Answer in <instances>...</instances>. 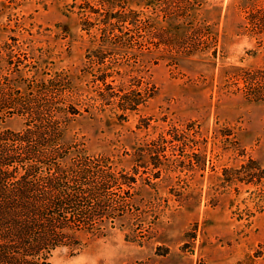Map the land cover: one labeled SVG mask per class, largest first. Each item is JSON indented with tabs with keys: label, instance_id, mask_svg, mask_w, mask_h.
Returning <instances> with one entry per match:
<instances>
[{
	"label": "rangeland",
	"instance_id": "rangeland-1",
	"mask_svg": "<svg viewBox=\"0 0 264 264\" xmlns=\"http://www.w3.org/2000/svg\"><path fill=\"white\" fill-rule=\"evenodd\" d=\"M263 8L264 0H0V44L15 37L31 57L24 63L78 78L81 115L65 138L136 180L109 192L122 226L79 251L55 250L50 264H264V99L244 84L264 69V30L247 21ZM129 14L136 27L106 26ZM104 73L108 92L152 97L123 116L118 97L102 99ZM23 124L14 116L0 127ZM158 145L165 150L151 161ZM152 162L161 163L158 178Z\"/></svg>",
	"mask_w": 264,
	"mask_h": 264
},
{
	"label": "trees",
	"instance_id": "trees-1",
	"mask_svg": "<svg viewBox=\"0 0 264 264\" xmlns=\"http://www.w3.org/2000/svg\"><path fill=\"white\" fill-rule=\"evenodd\" d=\"M112 18L115 22L106 24L110 30L122 33L124 24L137 26L134 14ZM247 21L260 34L264 8L249 14ZM26 58L31 59L15 37L0 44V123L14 116L24 121L19 131L0 127V264H50L59 248L79 251L88 241L105 237L126 220L122 204L110 200L109 192L130 190L136 181L116 171L107 159L94 163L83 143L65 138L70 123L81 115L78 78L44 73L39 65L24 63ZM109 76L104 73L97 79L104 87L102 99L111 102L118 97L116 106L123 116L152 97L146 89L142 96L134 91L110 93ZM244 84L252 87L249 96L264 99L259 92L264 69ZM156 149L147 154L151 161L165 150L159 145ZM151 164L158 178L161 163Z\"/></svg>",
	"mask_w": 264,
	"mask_h": 264
}]
</instances>
